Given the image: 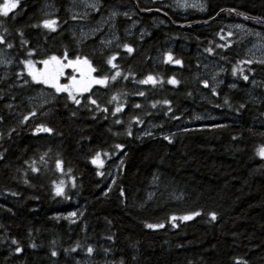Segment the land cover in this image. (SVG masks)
I'll return each mask as SVG.
<instances>
[{
  "label": "trees",
  "instance_id": "trees-1",
  "mask_svg": "<svg viewBox=\"0 0 264 264\" xmlns=\"http://www.w3.org/2000/svg\"><path fill=\"white\" fill-rule=\"evenodd\" d=\"M69 2L20 0L0 14L1 45L14 59L0 67V264H264V63L247 51L252 38L233 30L264 33L263 21L236 13L264 20V0H203V10L100 0L87 16ZM111 9L117 47L75 36L76 22L94 24ZM46 19L58 20L56 31ZM65 51L87 56L94 75L121 76L78 96L80 105L57 92L35 103L40 87L23 62L42 68ZM113 55L117 69L107 64ZM149 75L156 84L139 82ZM97 153L103 166L92 163ZM113 161L108 181L100 173Z\"/></svg>",
  "mask_w": 264,
  "mask_h": 264
},
{
  "label": "snow or ice",
  "instance_id": "snow-or-ice-1",
  "mask_svg": "<svg viewBox=\"0 0 264 264\" xmlns=\"http://www.w3.org/2000/svg\"><path fill=\"white\" fill-rule=\"evenodd\" d=\"M19 4H20V0H5V2L2 5H0V14H2L4 17H8L9 13L12 12L14 9H16L19 6ZM177 5L181 7L188 6L186 3L182 4L181 0H177ZM88 6L95 9L96 11H99V8H97L95 4H91ZM201 10H203L202 6H201ZM113 15H115V13H113ZM124 15H127V13H125ZM72 19H77V17L73 16ZM57 25H58V20L46 19L43 21L42 26L51 31H56ZM37 27H39V25H37ZM228 35L231 36L232 33H229ZM2 43H6V41L3 36H0V44ZM7 46L9 48L12 47L11 44H8ZM123 47L126 49L128 53H132L134 51V49L128 44H125ZM220 47H223V45H220ZM205 51L212 52L213 49L208 48V49H205ZM28 54L32 55L31 52H29ZM116 59H117L116 55H113L107 59V64H109L113 69L118 68V65L114 63ZM167 60L168 61L173 60L171 53L168 54ZM174 62L176 64L182 63L180 60H175ZM23 63L27 69L28 76L31 77V80L34 83L47 85L55 89L57 93H67L68 98L71 101H73L76 105L81 104V100L78 99L77 97L83 95L86 92H90L94 85L107 86L109 80L116 81V79L121 76L120 71H116L115 74L112 75L111 77L107 75H99V76L94 75V73L97 72V68L93 66L92 61L87 56L81 57L80 55H76L74 59H69L67 51H65L62 56L51 55V56H48L46 59H43L42 61H40V63L43 65L42 68H37L35 63L32 60H25ZM247 63H252V61H247ZM260 63H264V61H260ZM66 69H72V72L77 73L78 75L72 74L68 76L69 82L62 84L60 81H61V78L65 76ZM235 73H236V69L234 68L233 74L235 75ZM243 79L247 81L248 76L244 75ZM139 82L143 84H147V83L156 84L157 83L156 79L151 75H149L146 79L141 80ZM25 83H27V81H25ZM168 83L178 84L179 82L175 78H172L168 81ZM204 86L208 87L207 81H204ZM234 86L235 85H233V87ZM213 92H215V89H213ZM143 94L144 93H140V95H143ZM113 99H115V97H113ZM89 103L92 105H96L97 108L99 107L95 99L89 98ZM165 103H169V102L165 101ZM137 107H139V105H137ZM153 107H155V105H153ZM103 110L108 111V109L106 108ZM121 110L122 109L120 107L116 108V112H120ZM30 115L35 116L36 113L32 112ZM73 115H75V113H73ZM0 119H2V117H0ZM28 119H29L28 116L24 117L25 121H27ZM117 122L119 123V121ZM36 132L37 133L39 132L51 133L53 132V129L50 127H46L44 125H39L36 128ZM130 134L131 133H129V135ZM165 139H168V137H165ZM117 147H121V146L117 145ZM258 154L262 158H264V146H262L259 149ZM99 156L100 154L97 153L96 157L92 160V163L103 166V161L99 159ZM41 159H43V157H41ZM62 163H63L62 161H57V168H59L61 171H63ZM32 171L38 172L39 169L36 167H33ZM100 175H103V173H100ZM55 190H56V195L58 196L64 195L63 181L56 186ZM197 215H200V213L194 212V213L185 215L183 217H180V219L190 220L193 218V216H197ZM210 215L213 220L216 219L215 212L211 213ZM71 216H76V213L75 212L71 213ZM171 219L172 221H175L177 217L173 216ZM146 226L150 229L164 227L163 224H147ZM13 243H16V241L14 240ZM33 247H35V245H33ZM16 251L19 252V251H22V249L18 247ZM87 251L91 253L93 249L89 247ZM52 255L55 256L56 252H53ZM237 264H242V262L238 261Z\"/></svg>",
  "mask_w": 264,
  "mask_h": 264
},
{
  "label": "rangeland",
  "instance_id": "rangeland-1",
  "mask_svg": "<svg viewBox=\"0 0 264 264\" xmlns=\"http://www.w3.org/2000/svg\"><path fill=\"white\" fill-rule=\"evenodd\" d=\"M164 2H168L167 5L174 7L175 9H185V8H200L203 6V0H181V3H186L187 7H181L177 5V0H143V3L146 6H156L159 4H162ZM70 9L74 11L78 15H89L92 13L93 8L89 7L88 5L95 4L98 6L100 4V0H70ZM195 5V6H193ZM52 8V6H50ZM117 9H111L107 14H104L100 16L98 21L94 24H85L82 22H76L74 26V33L75 36L80 39H87L90 37L99 36L101 47L103 48H110V47H117L119 44V34H116L114 23V16H117L119 12H116ZM115 13V15H113ZM236 32L240 33L241 35H246L250 38H252L251 44L248 45L247 51L256 60L264 61V33L260 32L259 29L250 27V26H244L239 25V27L233 28ZM132 29L130 30V32ZM14 59L11 58L10 53L7 49H5L0 44V67H6V65H10L11 61L13 62ZM13 64V63H12ZM220 68L217 67V69L212 67V70H209L212 72V74H218L220 72ZM78 75V74H76ZM251 83V90H255L258 88L257 85V78L254 76H251L249 78ZM69 81L67 80L66 83ZM63 84V83H62ZM39 93L37 96L34 97L33 101L35 103L40 102H46L50 98H52L55 89L44 85L39 84ZM105 170L101 173H103L104 179L111 181L114 174L117 172L118 163L116 161L113 162H107L104 163ZM78 207V206H77ZM88 261V263H87ZM74 264H90L89 260H77L74 262Z\"/></svg>",
  "mask_w": 264,
  "mask_h": 264
}]
</instances>
